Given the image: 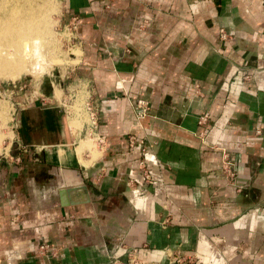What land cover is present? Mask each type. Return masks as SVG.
I'll list each match as a JSON object with an SVG mask.
<instances>
[{
	"label": "crops",
	"instance_id": "0c3cea01",
	"mask_svg": "<svg viewBox=\"0 0 264 264\" xmlns=\"http://www.w3.org/2000/svg\"><path fill=\"white\" fill-rule=\"evenodd\" d=\"M60 2L90 124L24 85L0 264H264V0Z\"/></svg>",
	"mask_w": 264,
	"mask_h": 264
},
{
	"label": "rangeland",
	"instance_id": "374dc122",
	"mask_svg": "<svg viewBox=\"0 0 264 264\" xmlns=\"http://www.w3.org/2000/svg\"><path fill=\"white\" fill-rule=\"evenodd\" d=\"M51 1L55 6L50 12L52 22L50 27L54 36L52 37L53 43L46 45V48L42 51L44 54L42 64L45 62L46 66L45 64H43V67L45 66L44 68L41 66V71H38L39 73L41 72L40 74L38 72L31 73L30 69L27 72H23V74L20 73L19 76L16 73V77L14 76V78H11L13 76L5 79L0 78V117L5 118L4 131L8 135L3 138L2 145L0 144V159H3L2 157L4 155L12 151L10 144L14 137V116L21 105L24 85L32 90L36 89L38 91L37 86L40 81H42L44 88L50 89L51 84L54 88L58 89L55 91V95L68 112L67 114L70 120L68 125L75 128L79 127L83 121L86 122V125L90 124L87 93H85L83 87H78L79 85L70 76L71 68L77 61L79 50L74 43L72 35L64 27V22L61 19V0ZM87 140L90 144L92 143L90 139Z\"/></svg>",
	"mask_w": 264,
	"mask_h": 264
},
{
	"label": "bare ground",
	"instance_id": "6f19581e",
	"mask_svg": "<svg viewBox=\"0 0 264 264\" xmlns=\"http://www.w3.org/2000/svg\"><path fill=\"white\" fill-rule=\"evenodd\" d=\"M53 7L51 0H0V78H14L30 69L31 73L41 71L42 51L53 43ZM4 120L0 117V144L8 136Z\"/></svg>",
	"mask_w": 264,
	"mask_h": 264
},
{
	"label": "built area",
	"instance_id": "2783aa9c",
	"mask_svg": "<svg viewBox=\"0 0 264 264\" xmlns=\"http://www.w3.org/2000/svg\"><path fill=\"white\" fill-rule=\"evenodd\" d=\"M64 27H66L67 30L70 31L69 25L64 24ZM222 32L223 31L220 29V35H222ZM134 106L136 108V114H135L136 119L139 120L147 114V108L148 107H147V102L145 100L135 99L134 100ZM89 107H90V105L88 106V109H89ZM89 113H90V110H89ZM222 159L224 160V161H222V166H221L222 171L226 174V177L232 178L235 174V171H234L231 163L227 160L225 153L222 154ZM141 172L144 175V177L147 179V181L150 182L148 180L149 177H148L147 172L144 169ZM41 247H44V245H42ZM168 256H169V261L175 262L176 264H181L184 260V258H182L180 256H176L174 254H168ZM186 259L189 260L188 257ZM127 264H155V263H145L144 261L135 257L132 253H130L128 256V259H127Z\"/></svg>",
	"mask_w": 264,
	"mask_h": 264
},
{
	"label": "water",
	"instance_id": "95a60500",
	"mask_svg": "<svg viewBox=\"0 0 264 264\" xmlns=\"http://www.w3.org/2000/svg\"><path fill=\"white\" fill-rule=\"evenodd\" d=\"M64 192H65V189H59L58 190V194H59V201H60V204L62 205V204H74V203H77V202H79V201H82L81 199H74V200H70V201H64V200H62L63 199V195H64Z\"/></svg>",
	"mask_w": 264,
	"mask_h": 264
}]
</instances>
